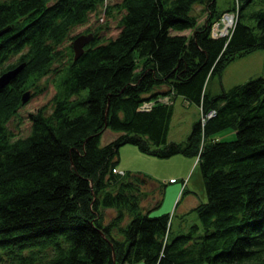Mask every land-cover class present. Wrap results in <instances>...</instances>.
Listing matches in <instances>:
<instances>
[{
  "label": "trees",
  "instance_id": "trees-1",
  "mask_svg": "<svg viewBox=\"0 0 264 264\" xmlns=\"http://www.w3.org/2000/svg\"><path fill=\"white\" fill-rule=\"evenodd\" d=\"M216 4L0 0V72L23 62L0 87V261L264 264V77L205 91L233 57L264 48V0ZM222 9L234 23L211 37ZM86 32L73 58L71 39ZM175 94L200 116L167 141ZM226 127L233 137L214 139ZM106 128L114 137L100 143ZM122 142L194 156L204 197L183 232H170L167 211L150 213L157 202L140 204L151 176L115 166Z\"/></svg>",
  "mask_w": 264,
  "mask_h": 264
},
{
  "label": "rangeland",
  "instance_id": "rangeland-1",
  "mask_svg": "<svg viewBox=\"0 0 264 264\" xmlns=\"http://www.w3.org/2000/svg\"><path fill=\"white\" fill-rule=\"evenodd\" d=\"M112 1V0H111ZM216 8L220 9L231 3V0H216ZM247 7H255V3L250 4ZM194 11H197L199 16L197 20L201 21L203 14L199 10V5L194 6ZM233 9H222L219 15L213 19V23H218V29L222 28L223 19L222 14H227ZM234 23V18H233ZM229 28H227L228 30ZM76 28L74 29V31ZM113 30V29H112ZM223 30V29H222ZM114 31V30H113ZM222 36V35H219ZM14 56L9 57V60ZM49 74V71H48ZM46 73L37 82L42 84L44 77L48 76ZM255 75H262L264 77V48H254L245 53L239 54L233 57L228 63L224 65V68L219 74H213L208 77L205 82V91L209 94H214L221 88L229 87L232 84L241 83L250 77ZM165 100L167 97L163 96L159 98ZM171 111L170 119L167 127L166 139L180 141L183 140L188 134L191 123L194 122L200 116V110L197 104L194 102H187L183 98L175 94L171 99ZM48 105V104H47ZM149 103H143L141 106H148ZM49 109V106H46ZM15 119L9 118L6 122L7 128L13 129V123ZM233 131L230 127L221 129L219 132H215L214 139H229L233 137ZM114 137V132L108 128L103 129L100 133L99 141L104 142ZM117 159L115 166L121 169H129L134 172L144 173L147 176H151L149 180H146L141 186L143 195L140 199L142 206H151L154 202L157 204L150 209V213H158L167 211L170 219V232H178L186 229L185 227L192 221H195L197 216L192 206L187 204L196 203L203 199L200 198L202 190L200 192H193V185H186L185 189L178 190L180 185L184 186L185 182L180 179L186 176L185 173L191 167V160L194 156L183 153H172L168 156H158L140 151L137 145L130 142H122L118 145ZM190 166V167H189ZM194 172H198L195 168ZM199 174V173H198ZM199 176V175H198ZM171 177V178H170ZM169 178V179H168ZM176 179L175 182H170ZM180 179V180H179ZM159 182H164L162 187L158 185ZM181 186V187H182ZM176 194V196H175ZM176 201V202H175ZM186 206L182 211L180 208ZM104 220L114 211L112 208L107 207L104 209ZM0 264H14L9 263L7 260L0 261ZM122 264H143L142 261L125 262Z\"/></svg>",
  "mask_w": 264,
  "mask_h": 264
},
{
  "label": "water",
  "instance_id": "water-1",
  "mask_svg": "<svg viewBox=\"0 0 264 264\" xmlns=\"http://www.w3.org/2000/svg\"><path fill=\"white\" fill-rule=\"evenodd\" d=\"M91 37L90 32L86 33H79L74 38L71 39V49H72V57L75 58L79 53H81L82 45L84 43H87L89 41V38ZM23 67V62H19L15 64L11 68H7L0 72V87L6 84L11 78H13L14 75ZM27 91H25L22 94V99H26L27 97Z\"/></svg>",
  "mask_w": 264,
  "mask_h": 264
},
{
  "label": "crops",
  "instance_id": "crops-1",
  "mask_svg": "<svg viewBox=\"0 0 264 264\" xmlns=\"http://www.w3.org/2000/svg\"><path fill=\"white\" fill-rule=\"evenodd\" d=\"M191 164H192V165H190L191 167L189 166L190 167L189 170L187 171V173H185L186 176H183V181L185 182V184H184V186L182 188L185 189L186 185H191L192 184L194 186L192 190H193V192L195 194V192L197 193V192H200L202 190V184H201V179H200L201 175L198 174L199 170H198V166H197L196 160L194 158H192ZM195 168H197V171H198L197 173L194 172ZM175 181H176V179H174L173 181H170V182H175ZM175 196H176V194H175ZM203 197H204V195H203V192H202V195H201L200 198H203ZM193 204L194 203L187 204V206L189 207V206H192ZM184 208H186V206H182L180 208V210L182 211Z\"/></svg>",
  "mask_w": 264,
  "mask_h": 264
},
{
  "label": "bare ground",
  "instance_id": "bare-ground-1",
  "mask_svg": "<svg viewBox=\"0 0 264 264\" xmlns=\"http://www.w3.org/2000/svg\"><path fill=\"white\" fill-rule=\"evenodd\" d=\"M235 12L234 11H229L227 14H222V17L224 16V19H223V25H222V28L221 29H218V23H213V21L211 22L210 24V36L211 37H218L219 35H222V36H226L228 35L230 29L232 28V25H233V18L235 20ZM227 28H229L227 30ZM223 29V30H222ZM214 113V110H209L205 117H209L211 115H213ZM171 181V180H170Z\"/></svg>",
  "mask_w": 264,
  "mask_h": 264
}]
</instances>
